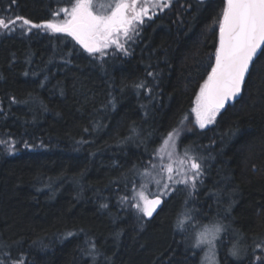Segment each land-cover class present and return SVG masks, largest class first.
Masks as SVG:
<instances>
[{"label":"trees","instance_id":"obj_1","mask_svg":"<svg viewBox=\"0 0 264 264\" xmlns=\"http://www.w3.org/2000/svg\"><path fill=\"white\" fill-rule=\"evenodd\" d=\"M63 4L0 0V15L40 24ZM168 5L145 19L128 54L103 59L66 34L0 30L4 264L21 255L24 264H202L194 230L177 227L189 212L223 225L218 264H264V56L241 97L197 127L192 108L214 66L225 0ZM173 129L181 153L202 158V184L191 196L174 187L147 219L132 206L133 189Z\"/></svg>","mask_w":264,"mask_h":264},{"label":"snow or ice","instance_id":"obj_2","mask_svg":"<svg viewBox=\"0 0 264 264\" xmlns=\"http://www.w3.org/2000/svg\"><path fill=\"white\" fill-rule=\"evenodd\" d=\"M12 2L15 3V0ZM70 3V8L59 9L52 14L53 19L40 24L18 15L8 20L0 15V30L5 33L17 29L30 32L33 28H42L51 33L66 34L87 53L103 59L109 54V49L128 54L126 44L139 34V26L145 18H152L151 10L169 6L165 0H106L102 4L94 0H70ZM61 12L64 18L58 21L55 17ZM216 26L219 47L215 51V64L201 85L195 101L196 107L192 109L201 129L215 123L220 110L241 95L245 77L250 74V67L254 68V58L258 59V52L264 56V0H225ZM137 87L143 88L144 84ZM177 135L178 130L173 129L161 138V145L154 152L159 164L150 161L152 170L146 169L140 174L143 178L140 190L133 189L132 206L145 217L151 218L163 203L162 197L175 191L173 185L187 186L191 196L197 188V181L203 176L202 158L190 155L187 147L182 157L177 152ZM161 151L164 154L161 155ZM174 165L179 167L175 168ZM174 172L179 174L180 179H175ZM199 182L202 184V180ZM201 219L189 212L178 219L177 227L184 231L187 223L195 232L191 247L200 249L206 246L215 260L216 243L224 227L219 221L202 224ZM220 242L223 243L222 240ZM91 249L92 253L96 252L94 242L91 243ZM230 254L239 259L241 249L234 244ZM207 259L206 252L204 260ZM0 264L4 262L0 261ZM12 264H24V257L21 255Z\"/></svg>","mask_w":264,"mask_h":264},{"label":"rangeland","instance_id":"obj_3","mask_svg":"<svg viewBox=\"0 0 264 264\" xmlns=\"http://www.w3.org/2000/svg\"><path fill=\"white\" fill-rule=\"evenodd\" d=\"M61 1H63L64 3H66V4H63V6H62V8L63 7H71V3H70V0H61ZM94 2H97V3H105L106 2V0H94ZM170 2H172V0H165V3H167V4H170ZM163 8H165V7H157V8H154V9H152L151 10V12H150V14H151V16H152V14H154L155 12H157L158 10H162ZM98 11H99V9H97ZM61 15V14H60ZM64 18V14L63 15H61V17L59 18V20H62ZM146 19V18H145ZM144 24V23H143ZM142 24V25H143ZM142 25H140L139 26V31H140V29H141V27H142ZM130 42V41H129ZM128 44V43H127ZM127 44H126V46H127ZM109 52H114V50L113 49H109ZM199 94V93H198ZM195 101H196V98H195ZM195 101H194V105H193V108L194 107H196V103H195ZM192 108V109H193ZM220 112H221V110H220ZM220 112L218 113V115L220 114ZM191 117H192V119H193V124L194 125H196L197 127H199V125L196 123V114L192 111V113H191ZM218 115L216 116V119H217V117H218ZM216 119H215V121H216ZM211 125V124H210ZM209 126V125H208ZM200 128V127H199ZM178 140H179V135H177V136H175V141H176V147H177V152L179 153V155L182 157V154L183 153H181V151H180V149L178 148ZM182 152H184V151H182ZM161 155L162 154H164L163 153V151H161V153H160ZM158 163H159V160H158ZM174 167L175 168H178L179 167V165H174ZM148 170H152V169H148ZM155 174V173H154ZM173 175H174V177H175V179H180V176H179V174L178 173H176V172H174L173 173ZM179 185H183V184H175V185H173L174 187H177V186H179ZM154 190V189H153ZM220 235H221V233H220ZM195 239V233H194V237H193V240ZM217 244H218V240H217V243H216V254H215V260L213 259V256H212V253L211 252H208V250H207V247L206 246H202V248H200L201 250H202V256H203V261H204V264H215V262H217V260H218V247H217ZM207 252V254H208V259L207 260H204V258H205V253Z\"/></svg>","mask_w":264,"mask_h":264},{"label":"water","instance_id":"obj_4","mask_svg":"<svg viewBox=\"0 0 264 264\" xmlns=\"http://www.w3.org/2000/svg\"><path fill=\"white\" fill-rule=\"evenodd\" d=\"M218 47H219V42H218ZM259 55H260V53L258 52L257 57H259ZM255 61H256V58H254V62H255ZM214 64H215V62H214ZM251 69H252V67H250V71H251ZM248 75H249V74H248ZM248 75H246V77H245V82H246V80H247V78H248ZM244 84H245V83H244ZM241 94H242V92H241ZM240 97H241V95H240L235 101H230V102H228V103L225 105V107H224L223 109H221V111L224 110L228 105H230V104L236 102ZM162 200H163V203L160 205V207L157 209V211L153 214V216H152L151 218L147 217L148 219H152V218H153V217L159 212V210L162 208V206L164 205V202H165L164 197H162Z\"/></svg>","mask_w":264,"mask_h":264},{"label":"bare ground","instance_id":"obj_5","mask_svg":"<svg viewBox=\"0 0 264 264\" xmlns=\"http://www.w3.org/2000/svg\"><path fill=\"white\" fill-rule=\"evenodd\" d=\"M148 219V218H147Z\"/></svg>","mask_w":264,"mask_h":264}]
</instances>
